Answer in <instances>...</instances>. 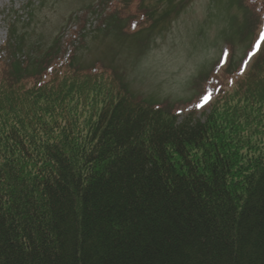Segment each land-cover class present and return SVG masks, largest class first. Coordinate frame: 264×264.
<instances>
[{"label": "trees", "instance_id": "obj_1", "mask_svg": "<svg viewBox=\"0 0 264 264\" xmlns=\"http://www.w3.org/2000/svg\"><path fill=\"white\" fill-rule=\"evenodd\" d=\"M136 1L144 32L191 0ZM233 1L237 34L260 23L256 56L231 89L213 76L204 119L146 100L117 70L85 66L75 46L40 57L25 21L11 22L0 60V264H264V0ZM106 15L95 30L121 38L123 16Z\"/></svg>", "mask_w": 264, "mask_h": 264}, {"label": "rangeland", "instance_id": "obj_2", "mask_svg": "<svg viewBox=\"0 0 264 264\" xmlns=\"http://www.w3.org/2000/svg\"><path fill=\"white\" fill-rule=\"evenodd\" d=\"M180 1L174 0L175 5ZM126 2L128 0H0V60L6 59L3 48L11 22L24 20L21 31H25L29 47L35 46L43 53L40 57L60 43L69 51L68 57L75 46L78 60L85 66L97 62L100 68L104 66L114 73L117 70L129 83L131 91L146 100L158 101L157 104L167 102L185 113L197 109L196 116L200 119H204L211 108L207 105H210L209 98L204 102L207 97L204 90L215 80L213 76L224 80V91L240 80L239 68L245 73L252 66L256 51H249L260 23H256L255 33L244 38L241 33L237 34L239 26L234 29L231 19L239 16L240 20L243 11L235 1L191 0L174 16L168 15L165 21L143 29L144 32L139 30L145 26L146 15L139 10L136 0H132L130 6ZM148 2L153 3V0ZM106 9V13L123 16L121 38L116 36L118 30L106 34L104 28L101 33L95 30L97 26H107L103 17ZM230 43L235 44L234 51ZM234 55L235 61L230 63ZM231 70H234L231 76L226 75ZM206 73L211 74L208 81L204 77Z\"/></svg>", "mask_w": 264, "mask_h": 264}, {"label": "snow or ice", "instance_id": "obj_3", "mask_svg": "<svg viewBox=\"0 0 264 264\" xmlns=\"http://www.w3.org/2000/svg\"><path fill=\"white\" fill-rule=\"evenodd\" d=\"M261 39L264 40V33H261ZM208 97L204 98V102H207Z\"/></svg>", "mask_w": 264, "mask_h": 264}]
</instances>
